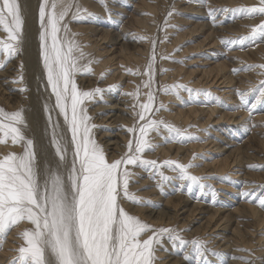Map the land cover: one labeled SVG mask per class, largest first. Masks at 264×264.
Returning <instances> with one entry per match:
<instances>
[{"label":"bare ground","instance_id":"6f19581e","mask_svg":"<svg viewBox=\"0 0 264 264\" xmlns=\"http://www.w3.org/2000/svg\"><path fill=\"white\" fill-rule=\"evenodd\" d=\"M73 2L78 3L82 9L96 14L90 19L76 22L71 19L72 13L76 11L73 7L62 22L67 23L70 34H77L75 39L81 45L83 52L90 54L80 63L86 64L89 58H95L97 61L90 65L91 74L76 75L79 89L90 90L96 87L107 89L110 85H119L118 89L111 92L105 91L102 101L97 97L95 100L84 103L91 117V123L102 126L93 130L94 138L102 145L108 159L118 158L119 154L126 151L125 145L130 138L126 128L133 123L132 105L135 100L124 93L133 92L139 86V99L141 102L146 99L144 93L147 89L143 87V84L148 77L140 73L144 71L147 64L154 40L156 61L153 91L161 85L172 84H185L189 88L203 90L197 97L198 102H187L189 94L184 90L180 91V97L184 102L178 100L174 94L157 92V105L161 102L166 105L169 102L175 107L173 108V104L167 105L169 106L166 107L167 110L155 113L154 118H163L200 139L184 142L185 147L179 142L176 149H171L169 144L159 146V141L162 140L163 143L162 137L167 134L162 129L161 135L150 133L152 142L158 146L156 150L146 151L143 158L155 159L158 162L164 160H175L181 163L194 160L199 162L201 159L199 155L193 157V154L202 153L206 147L213 148V152L218 157L214 158L210 164L209 173L220 176L224 172L237 168L236 171L240 172L242 180L246 175L252 178L250 181L244 179L242 188L245 190H243H251L259 194V186L264 185V171L259 172L253 169L249 173L248 166L264 164V156L254 157L259 153L264 154V107H258V110L249 118V113L245 109L234 106L239 104L235 90H246L250 83L255 84L260 79H264V76L259 75L260 69L243 70V65L252 64V60L256 65L264 64V45L245 43L243 47L227 45L228 48H226V45L221 43V38L247 35L251 26L264 20V16L249 17L233 12L225 16L226 13H219L214 25L207 11L208 5L217 8L258 6L259 0H202V2L197 0H107V7L111 10V20L99 0H73ZM128 2H131V5L127 14L124 8ZM19 3L25 20L24 42L22 53L11 58L5 67L0 68V108L9 112L21 107L24 109L25 135L35 140L41 162L54 163L53 150L49 144L50 130L46 131L47 114L44 111V104L49 100L51 90L45 91L43 87L46 80L39 47L40 0H19ZM170 10L174 11V14L168 17ZM236 16L241 18L237 19ZM5 37L6 34L0 29V39ZM139 37H145V39H139ZM162 55H167L169 58L161 59ZM0 63H3L2 53H0ZM194 63H198V66L192 69L190 74L198 72V75L191 76L185 71V66ZM128 69L132 71L129 72ZM233 69L241 70L234 72ZM102 72L105 73L103 78L100 75ZM21 73L23 83L18 82ZM219 85H222V89L225 86L229 90L222 92V89L217 91L209 89V86L218 87ZM20 88H26V90L17 91ZM206 93L212 95H206ZM226 93L228 96H224ZM209 96L219 98L222 103L217 105L214 100H212L213 103L208 102ZM54 102L52 97L51 103L54 104ZM189 103L195 104L189 106ZM221 106L226 108H224L225 111H222L224 109L220 108ZM52 115L56 120V113ZM230 121L231 123H228ZM59 122L61 130L66 131L62 116L59 117ZM251 124H260L261 132L256 134L259 135L256 138L252 136L247 138L254 149L249 144L242 149L244 145L240 146L238 141L244 135L242 132L249 131ZM211 125L213 126L211 134L214 138L210 140V144L202 137L203 132L208 130L199 131L198 129H208ZM68 135L70 138V134ZM21 151V145H13L10 139L7 143H0V156L8 152ZM249 151H254V154ZM221 155L224 157L218 159ZM129 167L132 172L138 174L132 177L129 185L130 192L154 202L151 205H139L122 199V206L131 214L139 216L153 226L189 229L181 233L183 238L189 241L199 238L207 242L208 248L221 253L219 258L209 255L208 258L212 264H220L221 260L224 264H244L243 260L233 258L248 256L244 253L238 254L236 248L238 243L251 247L249 249L255 256H264V232L263 235H255L254 244H259L255 247L246 237L247 234L253 236L257 229H264V209L258 203L252 202L251 205L249 203L245 206L240 202L236 208L229 209L231 211L227 212L223 209L222 203L206 204V200L200 198L202 196L198 190L196 194L198 198L190 200V194L186 188L183 191L178 190L181 184L179 180L166 182L163 186L166 194H162L156 186V180L151 179L147 172L135 166ZM162 170L165 175H176L168 168ZM200 170L193 168L189 171L198 175ZM201 172L206 173V171ZM236 203L239 202L236 201ZM179 215L182 221L177 220ZM189 221L198 224L183 225ZM253 226L254 229H252ZM31 227L30 222L22 221L7 231L6 237L0 240V264H10L13 258L18 256L17 249L24 244L19 233ZM163 243L167 250L160 249L156 252L158 259L155 264H192L184 258L185 254L190 252V248L177 252L171 248L167 239ZM256 264L260 262L256 261Z\"/></svg>","mask_w":264,"mask_h":264},{"label":"snow or ice","instance_id":"6c2138e0","mask_svg":"<svg viewBox=\"0 0 264 264\" xmlns=\"http://www.w3.org/2000/svg\"><path fill=\"white\" fill-rule=\"evenodd\" d=\"M99 2L111 20L107 0ZM73 7L76 8L71 16L73 21L80 22L96 15L82 9L73 0H40L38 8L40 57L46 80L43 87L45 91L51 90L49 100L44 104L47 114L46 131L50 130L49 144L53 150L54 163L41 162L35 140L25 135L24 109L21 107L9 112L0 108V143H7L10 139L13 145L19 144L22 147L21 152H8L0 156V240L6 237L8 230L22 221L32 225L19 233L24 244L17 249L18 256L10 264H155L158 259L156 252L160 249L167 250L163 243L165 239L174 251L190 248L184 258L192 264H212L209 255L219 258L221 253L208 248L207 242L199 238L191 241L183 238L181 233L189 229L153 226L131 214L121 204L122 199L139 205L154 203L130 192L132 177L138 174L132 172L129 166L147 172L151 179L156 180V186L162 194H166L163 188L166 182L179 180L181 184L178 190L183 191L186 188L190 195L196 190L200 194L207 190L211 192L212 201L219 203V190L206 183L217 177L192 174L189 170L198 165L191 161L158 162L143 158L146 151H153L158 146L152 142L150 133L161 135L163 129L167 133L162 137L165 142L200 139L163 118H154L155 113L167 110L162 102L157 105V92L174 94L178 100L184 102L180 97V91L184 90L189 94L187 102H198L197 97L203 90L189 88L185 84H172L161 85L153 91L156 61L153 40L152 52L144 71L140 73L148 77L143 84L147 89L144 93L146 99L143 102L139 99V86L133 92L124 93L135 100L132 105L133 123L126 128L130 138L125 145L126 151L119 154L118 158L109 160L102 145L94 138L93 130L102 126L91 123L84 103L97 97L102 101L105 91L111 92L118 89L119 85H110L107 89H79L76 75L91 74L90 65L97 61L89 58L86 64L80 63L90 54L83 52L75 39L77 34H70L67 23H62ZM207 11L214 25L219 13L264 16V0H259L258 6L237 8L208 5ZM173 14L174 11L170 10L168 17ZM24 23L19 0H2L0 29L6 37L0 39V53L3 54L0 68L22 53ZM258 40H264V20L251 26L247 35L222 37L221 43L243 47L245 43L255 44ZM160 58L169 57L162 55ZM250 69H260L259 75L264 76V64L243 65V70ZM239 70L241 69H233L234 72ZM100 75L103 78L105 73ZM18 82L23 83L22 73ZM25 90L26 88L17 89ZM235 91L239 104L234 107L245 109L249 118L258 107H264V79L255 84L250 83L246 90ZM52 97L54 104L51 103ZM216 102L222 103L219 98H216ZM54 112L56 120L53 119ZM61 116L66 131L61 130ZM196 155L202 154L194 153L193 157ZM248 167L264 170V164H252ZM164 168L170 169L176 175H165L162 170ZM259 187V194L255 191H244L241 196L264 207V185ZM237 251L250 254L233 257L243 260L244 264H256V261L264 264V256H255L251 249L240 248ZM220 264L224 262L221 260Z\"/></svg>","mask_w":264,"mask_h":264},{"label":"rangeland","instance_id":"374dc122","mask_svg":"<svg viewBox=\"0 0 264 264\" xmlns=\"http://www.w3.org/2000/svg\"><path fill=\"white\" fill-rule=\"evenodd\" d=\"M131 5V2H128L126 5H125V8H124V10H125V13H127L128 14V12L130 11V8H129V6ZM186 13H188V12H186ZM225 16H227V13L225 14ZM235 18H237V19H240L241 17H239V16H236ZM256 44H258V45H264V40H258L257 42H256ZM226 48H228V46H226ZM224 51H227V49H223ZM226 53V52H225ZM227 54V53H226ZM197 60V59H196ZM188 63H191V62H188ZM252 64H255V62H254V60H252ZM197 66H198V63H194V64H190V65H186L185 66V71H187V73H189L190 74V72H191V70L192 69H194V68H197ZM191 76H193V75H198V72H192V74H190ZM217 86V85H216ZM205 87H208V86H205ZM218 87H220V88H218ZM218 87H215V86H209V89H211V90H215V91H217V89L219 90V89H222V85H219ZM215 88V89H214ZM226 90H229V88H227V87H225V86H223V89H222V92H224V91H226ZM227 92V91H226ZM212 95V94H211ZM224 96H228V93H226V94H224ZM209 101L208 102H212L213 103V101L212 100H214V103H217L216 102V98L215 97H211V96H209ZM233 99H235V98H233ZM231 101H233V100H231ZM230 101V102H231ZM171 103H169V102H167V104H166V107H169V106H167V105H170ZM173 104V103H172ZM171 104V105H172ZM195 103H193V104H191V103H189V106H192V105H194ZM221 103H217V105H220ZM173 106V108L175 107L174 106V104L172 105ZM172 106H170V107H172ZM220 108H222V109H224L225 107H220ZM226 109V108H225ZM225 109L224 110H222V111H225ZM168 110H171V108H168ZM258 110V109H257ZM221 123H225V122H221ZM228 123H231V121L230 122H228ZM235 123V122H234ZM231 125H233V124H230V126ZM233 126H235V125H233ZM203 127V126H202ZM205 127V126H204ZM212 125L210 126V127H208V131L207 132H203V134H202V137L204 138V140H206V142H210V140L212 139V138H214L213 137V135L211 134V129H212ZM227 128H229L230 129V127H227ZM228 129V130H229ZM258 132H261V125L260 124H251V126H250V128H249V131H244V132H242L244 135H242V138L238 141V144L240 145V146H243L242 147V149L243 148H245V146H247L248 144L249 145H251V147H253V144L252 143H250V142H248L249 140L247 139V138H249V137H253V138H256V137H258L259 135H256V134H258ZM237 133V132H236ZM233 134V133H232ZM232 134L230 135V136H232ZM248 140V141H247ZM164 141V140H163ZM247 141V142H246ZM160 143H159V146H167V144H169L170 146H171V149H176V146H177V144H182V146H184L185 147V145H184V142L182 143V142H174V141H169L168 143L167 142H163L162 143V140H160L159 141ZM187 142V141H186ZM191 143L192 142H195V141H190ZM245 142V143H244ZM162 143V144H161ZM158 144V143H157ZM210 144H211V142H210ZM213 148H210V149H208V147H206V148H204V150L202 151V153H200V152H197V154L199 153V154H202V155H199V158H201L200 160H199V162L198 161H196V160H194V161H192V163L194 164L195 163V165H198L197 167H193L194 168V170H196V168H199V169H201L200 171H199V173H198V171H197V173H198V176H202V175H207V176H214V177H217V179H210V180H208V181H206V183L207 184H210V185H212V187L213 188H215V189H217V190H219L218 191V193H217V200L218 201H222V202H219V203H222V205H223V209L224 210H226L227 212H229V211H231V210H233V208H236L239 204H240V202L242 203V205H245V206H248L249 205V203H250V205L252 204V202H250V200L249 199H246V198H242V196H241V193H243V191L245 190L244 188H242V183H244V179H246V181H250V175H248V177H247V175H246V177H244V179L242 180L241 179V176H240V172L238 173V171H236V169H232L231 171L229 170V172H224V173H222L220 176L219 175H217V174H211V173H209V167H210V164L213 162V160H214V158H216V157H218V156H216V154H215V152H213V150H212ZM253 149H254V147H253ZM258 149H260L259 147H258ZM156 150V149H155ZM249 152H251V154H254V151H249ZM204 155V156H203ZM224 155H226V154H224ZM224 155H221V156H219V158L218 159H221V158H223L224 157ZM259 156H264V154L263 153H259V154H256V155H254V157H259ZM254 160V158L252 159V161ZM253 163V162H252ZM193 168H191V169H193ZM240 168V167H239ZM248 169V168H247ZM246 169V170H247ZM242 170V169H241ZM252 170L253 169H251V168H249V173H251L252 172ZM201 171H206V173H203V172H201ZM256 171H259V172H263L264 170H259V169H256ZM196 172V171H195ZM233 173V174H232ZM200 174V175H199ZM235 174V175H234ZM197 175V174H196ZM221 177H227V179H220ZM252 179V178H251ZM252 181V180H251ZM248 187H249V185H248ZM242 188V189H241ZM244 189V190H243ZM249 191H251V190H249ZM197 190L194 192V195L192 194V195H190V200H192L193 198H198V197H196L197 195ZM206 195V197H203V196H205ZM200 195V194H199ZM201 196L202 197H200V198H204V200H206L205 202H206V204L207 203H214L213 201H212V197H211V192H209V191H205V193H203V194H201ZM238 199V200H237ZM236 201H238L239 203L237 204L236 203ZM215 205H216V203H214ZM238 208H240V206L238 207ZM262 209H264V207H261ZM229 209H231V210H229ZM181 215H179L178 217H177V220H179V221H182V220H180L179 219V217H180ZM200 215H198V217H199ZM198 223H194L193 221H189L188 223L186 222V223H184L183 225H197ZM255 227L253 226L252 227V229H254ZM252 231H254V230H252ZM185 232V231H184ZM264 232V229H257L256 231H254V234H253V236L252 235H246V237H247V239H249L250 241H249V243L251 242L252 244L251 245H253L254 247L255 246H258L259 244H257V245H255L254 244V242L256 241V237H255V235H263L262 233ZM252 240H251V239ZM236 248L237 249H240V248H246V249H249V248H251V247H249L247 244H243V245H240L239 243H238V245L236 244ZM186 249V248H185ZM241 253H244V254H247L248 256H249V254L248 253H246V252H241V251H238V254H241ZM164 260H165V258H163ZM229 261V260H228Z\"/></svg>","mask_w":264,"mask_h":264}]
</instances>
